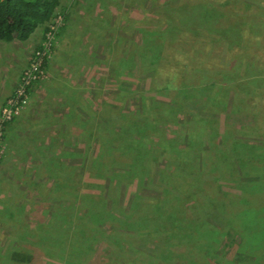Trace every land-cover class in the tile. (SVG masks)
<instances>
[{
	"label": "rangeland",
	"instance_id": "1",
	"mask_svg": "<svg viewBox=\"0 0 264 264\" xmlns=\"http://www.w3.org/2000/svg\"><path fill=\"white\" fill-rule=\"evenodd\" d=\"M59 1L48 26L53 39L45 73L32 83L0 145V264H24L9 259L14 249L33 253L35 264L61 262L50 249L61 237L55 228L88 220L87 207L115 219L109 223L100 215L98 223H86L95 236L82 264H182L191 244H215L210 238L200 243L191 233L200 226L211 229L209 237L225 228L210 248L215 254L208 255L209 264L263 259L264 219L242 214L247 206L241 202L229 214H239L236 225L244 235L235 225L225 226L220 205L194 191L182 172L195 171L192 157L199 154L207 172L231 173L224 188L254 181L247 160L264 156V0ZM43 35L40 27L26 41L0 42V97L8 90L4 78L11 68L5 67H23L21 75L43 48ZM195 87L215 101L213 108L195 94H187V108L177 104L179 89ZM209 110L219 120L210 119ZM143 117L148 119L136 127ZM135 131L150 143L136 150L125 144L128 158L112 151L118 135ZM164 148L170 149L166 155ZM233 156L243 164L240 177ZM166 157L170 163L161 180ZM219 158L223 170L213 163ZM171 174L169 191L178 197L167 202L164 214L175 209L174 230L143 240L122 229L128 224L118 214L146 197H163ZM178 212L188 221L178 220ZM108 228L113 234L105 235ZM74 239L79 245L80 238Z\"/></svg>",
	"mask_w": 264,
	"mask_h": 264
},
{
	"label": "trees",
	"instance_id": "2",
	"mask_svg": "<svg viewBox=\"0 0 264 264\" xmlns=\"http://www.w3.org/2000/svg\"><path fill=\"white\" fill-rule=\"evenodd\" d=\"M60 1L59 0H0V41H13V40H19V41H26L30 38V36L38 29L43 28V32L46 33L49 29L50 21L57 13V7L59 6ZM49 23V24H48ZM51 29V28H50ZM49 29V30H50ZM45 36V35H43ZM41 48V47H39ZM236 58V57H235ZM237 59V58H236ZM45 64V62H44ZM204 73L209 70L203 69ZM174 74V73H173ZM206 76V75H205ZM171 79H169L167 84H170ZM239 84H242V82H239ZM210 86L213 87L214 84L210 83ZM166 87H169V85H166ZM225 87V86H223ZM222 88V87H221ZM196 91V92H194ZM198 92H202L200 87H195V89H192L187 91V89H179L178 93L181 94L182 100H180L177 104L181 108H187L189 98L187 94H195L197 95L198 99L200 100L201 104H207L210 107L213 108L215 101L203 97ZM235 99L238 101L240 98L239 92L236 90L235 92ZM238 103V102H236ZM193 105V104H192ZM180 109V108H179ZM207 114L210 116V119L219 120L220 114L215 113L212 110H209ZM205 118H208L205 117ZM145 119H148L147 117H143L142 119L136 121L137 124H135L136 127H139L143 125V121ZM9 121L4 123L3 128V138L6 137L5 129ZM121 134V133H119ZM144 133H137L135 131L134 135L131 134L130 136H126L122 134V137L119 135L116 137V140L118 141L116 143H113L117 149H114L112 151L115 152H121L123 157L128 158L125 144H128V146L131 144V147H134L135 150L138 148L136 145H139L140 143H150L143 135ZM186 146L185 149H188V145H190V140L186 139ZM111 144V145H113ZM165 155L170 151V149L164 148L161 149ZM239 150V148H237ZM139 153V151H137ZM208 152V151H204ZM103 154V152H102ZM187 157H191L189 155H186ZM122 157V158H123ZM183 157H180L179 160L182 161ZM194 167L195 171H187L189 173H184L186 177L189 176L193 180V184L195 187L193 190L198 192H203L209 200H211L213 203H218L220 205V209L223 212V220L225 221V226L235 225L237 227V231L241 234L243 233L242 230H240L239 226L236 224H239V214H234V216L229 214V209L232 204H239V203H245L247 207H244L242 214H251V215H257L258 217H262L264 219V197H263V191H264V156L261 157L257 156L256 158L248 159L247 161L251 163L250 171L247 173L248 175L253 177L254 181H247L246 183L242 182L239 183V181H235V183L232 186H228L227 188H224V183L226 182V177L229 173L225 172H218L217 169H215V172L212 174L207 172L205 170V158L203 155L199 157V154L194 158ZM213 158H216L215 156ZM233 163L231 164L233 170H235V176L240 177V169L241 171L244 170L242 165L238 164V159L233 156ZM165 162L163 165L160 166L158 176L162 180L164 179L165 175H167V169L168 164L170 163V160L167 159V157L164 160ZM220 158L216 159L215 162H213L216 167L219 169L221 167V170H223V166H219ZM187 166V165H186ZM240 166V167H239ZM183 171H185L183 169ZM238 173V174H237ZM174 175L171 174V177L167 179L166 187L169 189H166L163 191V197L159 198H152V197H146L142 201L139 202V204H136V206H132L129 208L127 212H120L118 214L117 220L121 223L128 225H125L123 228L117 226L118 228L127 229V230H134L135 235H139L138 237H141L143 240L145 237H150V235H154L158 232H172L175 228V209H171V213L168 215L164 214V210H167L171 207L170 204H167V202H170L173 204L174 198L178 197L174 191L171 190L174 188V185H172V177ZM243 186H246L245 188ZM230 187H233L230 189ZM173 192H171V191ZM240 191L242 193H240ZM187 194L190 195L189 192L185 191ZM191 194H193L192 191H190ZM171 198V199H169ZM166 202V203H165ZM166 204V205H165ZM174 206V205H172ZM91 207H87V213H88V220H84V217L82 218L83 221L79 220L76 225H72L70 223L64 224L60 229L55 228L56 231H61V237L57 241V243H51V248L57 253V256L61 259V262L57 264H82L84 260L81 259V256H83L89 251L93 250L92 242L95 235L93 234V237L90 235L92 232L90 228H88V224H94L98 223L97 217L100 215H106L105 221H109V223L113 222L115 219L113 216H111V212L106 214L105 212H98L93 211L91 212ZM253 209V211H252ZM186 212V209H184ZM179 213V212H178ZM161 216V218L159 216ZM164 215V216H163ZM231 216V217H230ZM175 217V218H174ZM191 216H187L186 218H190ZM102 218V217H101ZM177 219L180 221H188L184 220V217H182L179 213L177 215ZM111 220V221H110ZM190 221H193V219H189ZM88 223V224H86ZM193 223V222H192ZM61 225V224H60ZM93 226V225H92ZM199 227L198 225H196ZM264 226V223H263ZM112 228V226H110ZM201 227V228H200ZM198 228H194V230L191 232L197 240H199L200 243H205L207 238H210V242H215L214 246L217 244V242L220 240L219 235L224 232L220 231L219 235H215L213 233L212 237H209L211 229L209 227H203L200 226ZM103 229L105 235L107 233L113 234V229ZM197 231V235L200 237H197L195 235V232ZM95 233V230H94ZM190 233V234H191ZM116 234V233H115ZM244 235V234H242ZM221 236V235H220ZM80 238V244L77 245L76 241L74 239ZM194 237V238H195ZM193 238V239H194ZM243 239L244 236H243ZM262 244H264V241H262ZM193 246L192 251H190V255L188 256L186 262H182V264H209L210 259L213 257V251L214 246H198L197 244H191ZM262 249L264 250V245H261ZM213 248V249H210ZM245 248V247H244ZM210 251H209V250ZM75 250L80 251V255H77ZM246 250V248H245ZM209 251V252H208ZM213 251V253H211ZM257 255L259 254V251H256ZM79 256V257H77ZM85 257V256H84ZM9 259L16 263H24V264H35V257L33 253H26L25 251L14 249L11 254L9 255ZM80 259V260H79ZM72 260L73 263H69V261ZM255 264H264V258L259 260H254ZM87 264V263H85Z\"/></svg>",
	"mask_w": 264,
	"mask_h": 264
},
{
	"label": "built area",
	"instance_id": "3",
	"mask_svg": "<svg viewBox=\"0 0 264 264\" xmlns=\"http://www.w3.org/2000/svg\"><path fill=\"white\" fill-rule=\"evenodd\" d=\"M53 39V30L50 29L45 33L43 48L38 50L30 65L24 69L20 78L16 83L15 90L12 95L6 98L0 109V145L2 142L4 123L10 121L26 104L29 93V88L32 83L40 79L45 71L43 67L46 54L51 48Z\"/></svg>",
	"mask_w": 264,
	"mask_h": 264
},
{
	"label": "crops",
	"instance_id": "4",
	"mask_svg": "<svg viewBox=\"0 0 264 264\" xmlns=\"http://www.w3.org/2000/svg\"><path fill=\"white\" fill-rule=\"evenodd\" d=\"M0 42H1V44H9V43H12V42H15V41L13 40V41H0ZM5 68L6 69L11 68V69H9L11 71H8L6 74H9V76L4 78V84H5L4 88H5V90L6 89H8V90L5 92L4 89H3L2 92H4V93L2 94V97H0V98H3V99H5L7 96L12 94L14 86H15V83H16V81H17V79H18V77L20 75V71L22 70L23 67H5ZM10 127L11 126H9V123H8L7 126H6L7 130L5 129V132L7 131V133H8L11 130ZM7 137H8V135H7Z\"/></svg>",
	"mask_w": 264,
	"mask_h": 264
}]
</instances>
